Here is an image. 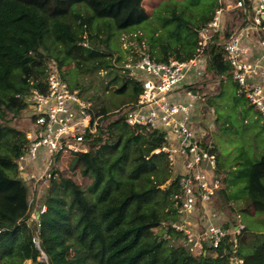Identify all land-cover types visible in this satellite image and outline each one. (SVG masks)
I'll return each instance as SVG.
<instances>
[{"label": "trees", "instance_id": "16d2710c", "mask_svg": "<svg viewBox=\"0 0 264 264\" xmlns=\"http://www.w3.org/2000/svg\"><path fill=\"white\" fill-rule=\"evenodd\" d=\"M244 1L242 9L226 16L224 34L209 44L202 90L207 81L231 77L223 44L251 13L250 1ZM219 6V0H0V264H231L235 257L264 264L262 233L253 235L250 254L238 251L250 239L248 225L235 241L227 238L217 256L210 249L194 255L183 245V235L167 226L179 218L181 176L174 175L167 153H156L166 143L163 132L127 123L129 105L114 113L94 105L99 136L89 142V153L56 154L46 181L27 183L18 168L29 146L27 131L18 125L31 112L32 90L45 94L50 61L55 59L65 81L69 60L90 62L86 68L91 72L111 69L113 33L136 30L154 18L169 37L148 39L145 55L159 63L189 60L197 53L199 30ZM129 83L135 102L142 87L135 80ZM212 152L217 155L216 147ZM58 158L65 160V170L56 164ZM244 168L247 194L229 198L225 189L217 193L225 203L217 202L215 210L224 213L228 206L235 213L224 214L229 227L243 214H264V156L249 159ZM44 183L46 191L39 195ZM232 200L241 204L229 206Z\"/></svg>", "mask_w": 264, "mask_h": 264}, {"label": "built area", "instance_id": "2783aa9c", "mask_svg": "<svg viewBox=\"0 0 264 264\" xmlns=\"http://www.w3.org/2000/svg\"><path fill=\"white\" fill-rule=\"evenodd\" d=\"M249 1L251 13L223 44L224 58L239 93L264 117V0ZM219 3L212 20L199 30L193 58L159 63L144 55L126 69L142 87L137 101L126 110V121L132 127L164 133L166 143L156 153L168 154L176 175L181 176L183 191L179 218L167 226L183 235V245L194 255H205L207 249L216 254L227 238L235 240L245 228L242 221L229 227L228 218L215 210L213 201L222 186L217 155L212 152L215 145L204 141L205 136L193 128L192 122L195 104L206 100V93L200 88L207 77L209 44L216 35L224 34L226 16L242 9L245 1ZM227 79V75L220 77L221 82ZM47 82L45 94L33 89L29 99L33 121L27 133L29 146L18 160L19 171L28 181L49 179L48 170L56 154H87L89 142L99 136L100 116L94 117L93 105L81 98V91L70 87L60 74L48 73ZM30 161L37 167L44 164L43 172L30 171L27 176L25 164ZM231 264H245V260L235 257Z\"/></svg>", "mask_w": 264, "mask_h": 264}, {"label": "rangeland", "instance_id": "374dc122", "mask_svg": "<svg viewBox=\"0 0 264 264\" xmlns=\"http://www.w3.org/2000/svg\"><path fill=\"white\" fill-rule=\"evenodd\" d=\"M162 13L167 14L166 12ZM105 37L104 34H101V38ZM152 37L156 39L169 37L167 31L160 25L159 19L156 18L136 30L113 33L110 46L114 53L108 57V59H112L113 67L111 69H96L91 72L86 68L91 64L90 62L83 59L69 60L67 66L64 67L67 83L70 87L83 92L82 99L91 102L98 109L106 107L111 113L118 112L117 108L130 105L133 98L134 85L133 83L127 85L129 80H133V76L129 71H126L127 65L145 55L150 45L148 39ZM160 43L161 40H158L157 50ZM88 45L90 44L85 46L88 47ZM48 73L61 75L55 59L49 62ZM125 84L126 91L118 92ZM207 84L211 87L204 89L205 102L196 103L192 112V122H196L193 124V128L205 136V141H212L216 147L218 161L222 168L221 172L218 171L219 179L222 182L221 189L226 190L229 198L237 195L243 196L248 193L245 180L242 178L247 161L251 159L257 162L264 156V117L239 93L231 78L224 82H221L220 79L210 80L207 81ZM75 108H77L76 105ZM97 113L100 114V110ZM29 115L31 116V112ZM29 115L21 118V125H18L27 133L29 129L31 130L33 122ZM14 122L17 123L15 120ZM56 161V164L60 166L59 169L65 170V160L58 158ZM26 166H28L27 176H30V171L33 173L40 171L41 173L44 170V164H38L37 167L34 161L27 162L25 168ZM171 168L176 176V170L172 166ZM59 176L60 174L57 178ZM77 180L83 182L81 177H77ZM29 182L27 180V183ZM45 186L46 183L41 184L38 190L39 195L46 191ZM224 199L225 197L221 194L216 196L213 201L214 207L217 202L224 204ZM229 204V206L236 207L241 204V201L232 200ZM220 211V209L217 210L218 213ZM222 211L223 214H230V216L235 214L228 206ZM34 218L38 219V215L32 217L29 222ZM241 220L244 225H248L250 228L248 233L250 239L246 245H240L238 251L250 254L255 248L256 242L253 237L257 235L256 233H262L260 238L264 237V214L254 216L243 214L237 218L236 224ZM161 229L158 228L155 232L159 233ZM230 240L232 241L233 238L231 237ZM26 264H31V262L28 261Z\"/></svg>", "mask_w": 264, "mask_h": 264}, {"label": "crops", "instance_id": "0c3cea01", "mask_svg": "<svg viewBox=\"0 0 264 264\" xmlns=\"http://www.w3.org/2000/svg\"><path fill=\"white\" fill-rule=\"evenodd\" d=\"M194 123L196 124V122H194ZM194 123H193V124H194Z\"/></svg>", "mask_w": 264, "mask_h": 264}, {"label": "clouds", "instance_id": "9594fccd", "mask_svg": "<svg viewBox=\"0 0 264 264\" xmlns=\"http://www.w3.org/2000/svg\"><path fill=\"white\" fill-rule=\"evenodd\" d=\"M242 221V220H241ZM39 246V245H38Z\"/></svg>", "mask_w": 264, "mask_h": 264}, {"label": "water", "instance_id": "95a60500", "mask_svg": "<svg viewBox=\"0 0 264 264\" xmlns=\"http://www.w3.org/2000/svg\"><path fill=\"white\" fill-rule=\"evenodd\" d=\"M39 216V215H38Z\"/></svg>", "mask_w": 264, "mask_h": 264}]
</instances>
